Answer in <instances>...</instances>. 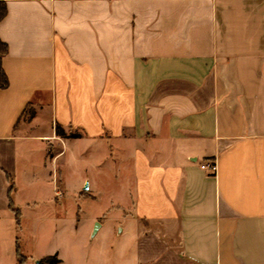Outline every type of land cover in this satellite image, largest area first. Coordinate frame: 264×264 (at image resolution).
<instances>
[{
	"label": "crops",
	"instance_id": "0c3cea01",
	"mask_svg": "<svg viewBox=\"0 0 264 264\" xmlns=\"http://www.w3.org/2000/svg\"><path fill=\"white\" fill-rule=\"evenodd\" d=\"M5 1L0 264H264V0ZM83 146L76 201L107 159L121 191L92 216ZM30 209L65 248H21Z\"/></svg>",
	"mask_w": 264,
	"mask_h": 264
},
{
	"label": "rangeland",
	"instance_id": "374dc122",
	"mask_svg": "<svg viewBox=\"0 0 264 264\" xmlns=\"http://www.w3.org/2000/svg\"><path fill=\"white\" fill-rule=\"evenodd\" d=\"M96 148H90L87 150L86 146H83L80 151H78L76 154V159H74L73 163L68 162V155L62 156L61 160L59 161V164L65 165V168L63 169L64 177L69 182L70 188H69V194L67 198V204L69 206V210L73 209L75 211L81 210L86 215H94L99 214L105 208L110 204L111 200H115V197L120 194V186L118 182L115 180V166L114 161L107 159V170L105 173H103L101 176H99L98 172L96 171H90L88 172L91 174L92 177V187L91 189L94 191V194L97 195V199L95 200H82V201H76L75 199V187H72L73 183L77 182V179L80 176V173L85 172V166L88 162H91L90 160L93 157L98 158L99 154ZM71 156V154H70ZM61 177V174H60ZM18 182L21 186H23L24 177L20 174L17 177ZM35 191H28L22 187V191L19 195V200H22V203L26 201L27 199L34 198ZM21 207V206H20ZM48 210L51 209L50 205L47 206ZM21 210H23V207H21ZM35 211L33 210H24L23 216H22V228L24 229L19 230L18 236L20 237V244L21 248L23 247V241L26 243V248H28L30 251L34 250L36 253H43L46 251L51 250L56 245H59L63 248H65L64 239L57 241L55 235L48 229L45 228L40 235L36 238L37 243L33 245V242L30 241V232H31V226L32 221L34 220ZM106 238L103 239H107ZM111 239L112 236H109ZM59 242V244L57 243ZM97 243V242H96ZM103 240L98 241L97 245H102ZM114 244V243H112ZM24 249V248H23ZM78 251L82 253L83 251V245H80L78 248ZM23 253L24 250H22ZM82 256V255H81Z\"/></svg>",
	"mask_w": 264,
	"mask_h": 264
},
{
	"label": "trees",
	"instance_id": "16d2710c",
	"mask_svg": "<svg viewBox=\"0 0 264 264\" xmlns=\"http://www.w3.org/2000/svg\"><path fill=\"white\" fill-rule=\"evenodd\" d=\"M6 14H7L6 1L0 0V20H2L6 16ZM7 52H8L7 44L0 39V89H4V88L9 86V79H8V76H7V74L3 68V65H2L3 56L6 55ZM58 133L62 134L61 129H58ZM10 200H11V202H10L11 207L16 212L17 219L19 222L20 211L13 206V201H12L11 197H10ZM19 255H20V263H22L23 257L20 253H19ZM57 262H58V259H56L54 256H52V257H46V258L41 259L39 261V264H56Z\"/></svg>",
	"mask_w": 264,
	"mask_h": 264
},
{
	"label": "built area",
	"instance_id": "2783aa9c",
	"mask_svg": "<svg viewBox=\"0 0 264 264\" xmlns=\"http://www.w3.org/2000/svg\"><path fill=\"white\" fill-rule=\"evenodd\" d=\"M202 167L205 169H209L212 172L216 171V164L213 161L202 164Z\"/></svg>",
	"mask_w": 264,
	"mask_h": 264
}]
</instances>
